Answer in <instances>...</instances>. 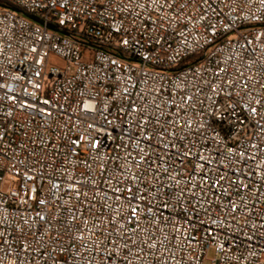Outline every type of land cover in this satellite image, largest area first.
Returning <instances> with one entry per match:
<instances>
[{
	"label": "built area",
	"instance_id": "2783aa9c",
	"mask_svg": "<svg viewBox=\"0 0 264 264\" xmlns=\"http://www.w3.org/2000/svg\"><path fill=\"white\" fill-rule=\"evenodd\" d=\"M209 250L264 264V0H0V264Z\"/></svg>",
	"mask_w": 264,
	"mask_h": 264
},
{
	"label": "rangeland",
	"instance_id": "374dc122",
	"mask_svg": "<svg viewBox=\"0 0 264 264\" xmlns=\"http://www.w3.org/2000/svg\"><path fill=\"white\" fill-rule=\"evenodd\" d=\"M63 60L58 58L57 56H52L50 59V65L51 66H62ZM215 258V251L209 250L207 259L205 260V264H212V260Z\"/></svg>",
	"mask_w": 264,
	"mask_h": 264
}]
</instances>
